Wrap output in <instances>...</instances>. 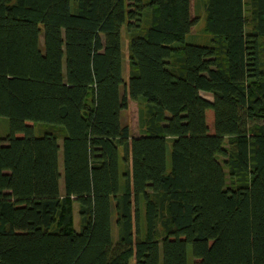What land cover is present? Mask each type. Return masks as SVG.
I'll list each match as a JSON object with an SVG mask.
<instances>
[{"label":"trees","instance_id":"trees-1","mask_svg":"<svg viewBox=\"0 0 264 264\" xmlns=\"http://www.w3.org/2000/svg\"><path fill=\"white\" fill-rule=\"evenodd\" d=\"M202 1L0 0V264H264V0Z\"/></svg>","mask_w":264,"mask_h":264},{"label":"rangeland","instance_id":"rangeland-1","mask_svg":"<svg viewBox=\"0 0 264 264\" xmlns=\"http://www.w3.org/2000/svg\"><path fill=\"white\" fill-rule=\"evenodd\" d=\"M192 15L193 17H198V22L192 32L187 36L186 42L191 44H201V45H211L213 43V35L206 30V16H207V5L202 0H192ZM246 10H247V16L249 18V24H248V31H251V28H253L254 25H252L251 20L254 17V12L256 10L255 4L253 0H246ZM131 38V33L128 31L127 25L124 27L123 31V54H124V62H125V69L128 73L129 71V53H128V47L127 43H129V40ZM41 43L42 46L44 44V37L42 35L41 37ZM262 46L264 48V38L262 39ZM126 77V73H125ZM124 92V89H123ZM203 96L208 95L206 98L209 100H213V96L202 93ZM144 107V105H140L139 102L131 101L130 106L128 109H125L122 113V120L125 125L129 124L132 128V136L138 137L141 135L140 131V108ZM251 126L254 125H264V119L257 120L255 122H251ZM55 131L59 135V144L61 146L60 151V169L62 173V179L60 181V188L62 191V194H65V182H64V162H63V144H64V131L58 128H54L48 124L45 123H38L36 125V133L37 135H42L47 131ZM9 133V119L7 117H1L0 118V136L5 139ZM228 146V145H227ZM229 148V146H228ZM169 149H171V146H169ZM121 155L123 154V149H120ZM221 160L224 159L221 157ZM129 166L128 162L123 163L122 170L126 171ZM75 220H76V228L79 229L80 225V217H79V208L78 205H75ZM113 235H114V242L117 243L118 240V228L116 225V215L114 214L113 217ZM134 259L132 260V264H134ZM190 264H193L192 262V250H190Z\"/></svg>","mask_w":264,"mask_h":264},{"label":"crops","instance_id":"crops-1","mask_svg":"<svg viewBox=\"0 0 264 264\" xmlns=\"http://www.w3.org/2000/svg\"><path fill=\"white\" fill-rule=\"evenodd\" d=\"M192 5H193V3H192V0H191V7H192ZM192 9V8H191ZM196 26V25H195ZM194 26V27H195ZM194 27L192 28V30L194 29ZM127 47H128V43H127ZM129 72V71H128ZM125 73H126V78H127V75H128V73L126 72V69H125ZM204 93V92H203ZM206 94H209V95H212V94H210V93H206ZM208 95H205V97H207Z\"/></svg>","mask_w":264,"mask_h":264}]
</instances>
